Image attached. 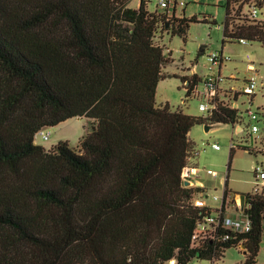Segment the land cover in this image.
Listing matches in <instances>:
<instances>
[{
  "label": "trees",
  "instance_id": "16d2710c",
  "mask_svg": "<svg viewBox=\"0 0 264 264\" xmlns=\"http://www.w3.org/2000/svg\"><path fill=\"white\" fill-rule=\"evenodd\" d=\"M131 1L0 0V264H190L240 244L237 264L257 262L264 188L246 193L250 231L193 247L198 220L217 209L196 204L205 190L182 176L195 154L191 129L241 125L239 109L195 116L156 103L171 55L157 34L185 39L198 19ZM234 4L225 1L223 43L264 45V20ZM186 80L198 76L181 77L187 96ZM73 117L91 120L76 145L35 142Z\"/></svg>",
  "mask_w": 264,
  "mask_h": 264
},
{
  "label": "rangeland",
  "instance_id": "374dc122",
  "mask_svg": "<svg viewBox=\"0 0 264 264\" xmlns=\"http://www.w3.org/2000/svg\"><path fill=\"white\" fill-rule=\"evenodd\" d=\"M138 3L139 0H132L131 6L136 7ZM238 5L239 2L236 1L235 8ZM148 9L155 11V3H148ZM183 11L178 10V14H184L186 17L195 15L198 19L191 23L185 39L166 31L157 34L156 39L165 47L166 56H169V51L171 52L169 63L164 68L167 76L159 82L157 87L156 103L158 105L169 103L173 109L181 108L191 115L208 116V113L200 111L197 99L186 98L181 77L183 75L191 77L194 65H197V74L203 77L209 71L207 55L212 51L223 52L231 57V61L221 69V75L225 77L222 83L224 87H241L243 80L250 76L247 70L250 62H253L259 71L261 85L256 89V93L251 99L245 95L240 99L243 130H238L237 124H218L206 130V123H202L196 124L190 131L195 152L192 162L200 169L197 175L205 187V193L196 194L195 197L198 198L194 197V202L211 207L219 206L227 189V197L231 203H235L237 197L240 201L238 196L240 193L246 194L254 190L257 181L256 167L264 161V45L259 41L244 43L232 40L223 43L225 1L188 0ZM247 11V7L244 6L241 14L247 15ZM257 19L264 20V4L258 5ZM203 45L205 50L202 52L200 48ZM248 109L259 112L257 121L250 120L246 112ZM90 122L91 120L86 117H73L57 126L45 128L46 132H51L48 140L42 139L41 136L35 137L38 142L47 146L57 144L59 139H68L72 145H76L85 133V126ZM253 124L259 127L256 133L251 130ZM214 143L220 148H214ZM233 144L235 146L231 156ZM206 169L217 172V175L208 174ZM214 196L220 199L215 200ZM244 260L243 249L231 247L216 261V264H237ZM190 264H211V262L194 259ZM256 264H264V240L261 243Z\"/></svg>",
  "mask_w": 264,
  "mask_h": 264
},
{
  "label": "built area",
  "instance_id": "2783aa9c",
  "mask_svg": "<svg viewBox=\"0 0 264 264\" xmlns=\"http://www.w3.org/2000/svg\"><path fill=\"white\" fill-rule=\"evenodd\" d=\"M147 3H155L156 9L152 12L162 13L167 18L177 17L180 18L183 14H178V10L183 11L186 7L188 0H145ZM227 1V0H219ZM233 1V0H230ZM239 3H245L247 7V15L251 18L257 19L258 14V3L257 0H234ZM245 13V11H244ZM242 42H247L242 40ZM161 43V42H160ZM209 70L203 77H201L195 84L188 86L190 81L186 80L184 86L187 88L188 94L186 98H195L199 101V109L202 112L211 115L220 107H228L239 109L240 115L243 111L240 106V99L242 96H247L250 99L256 93V89L261 85L259 81V71L253 62L248 64V70L250 76L243 80V85L241 87L230 86L224 87L222 83L225 81V77L221 75L220 69L223 64L231 61L229 55L223 52L212 51L207 55ZM247 114L251 121H257L259 118V112L248 109ZM253 133L259 131V127L256 124L251 126ZM50 132H46L44 129L37 132L36 136H41L42 139L48 140ZM234 145V144H233ZM213 147L219 149L220 146L216 143ZM200 169L195 165H190L186 167L183 171L184 184L188 187H195L196 182L193 176L199 173ZM206 172L210 175L216 176L217 172L211 169H206ZM256 186L252 192L249 193H260L264 188V161L258 164L256 167ZM215 200L220 199L218 196L213 197ZM236 198V202L230 201L228 197L221 198V204L217 207L216 211L204 215L200 220H198L196 227L192 235V246L197 247L202 241H207L209 239L216 240H226L229 238L230 233H247L252 228V219L249 213L245 212V209L249 207V203L244 209L240 206V201ZM221 229H225L227 232H220ZM238 249H243L245 251V245L240 244ZM211 264H216L215 259L209 260ZM169 264H177L175 258L168 261Z\"/></svg>",
  "mask_w": 264,
  "mask_h": 264
},
{
  "label": "crops",
  "instance_id": "0c3cea01",
  "mask_svg": "<svg viewBox=\"0 0 264 264\" xmlns=\"http://www.w3.org/2000/svg\"><path fill=\"white\" fill-rule=\"evenodd\" d=\"M195 1H200V0H195ZM132 2V1H131ZM131 2H130V6H131ZM139 4H140V0H139V3H138V5L136 6V7H133V8H138V6H139ZM148 4V3H147ZM132 7V6H131ZM184 12V11H183ZM184 15V14H183ZM254 64V63H253ZM226 65V63L225 64H223V66H225ZM222 66V67H223ZM166 67V66H165ZM222 67H221V69H222ZM221 69H220V72H221ZM247 70H248V66H247ZM197 65H194L193 66V68H192V73L193 74H196L197 76H198V80L201 78V76H199L198 74H197ZM249 71V70H248ZM192 74V75H193ZM182 77H187V78H190V76L189 75H183ZM239 125V124H238ZM214 126V125H213ZM240 127H241V129H242V125H239ZM239 126H237L238 127V130H239ZM212 128V127H211ZM45 130V129H44ZM243 130V129H242ZM48 132H50V131H48ZM51 133V132H50ZM62 139H59V141H61ZM65 140H68V139H65ZM69 141V140H68ZM35 142L36 143H38V144H41V145H43V146H45L46 148H50L51 146H53L54 144H52V145H50V146H47V145H45V144H42V143H40V142H38V140L36 139V137H35ZM193 160V159H192ZM192 160L190 161V165H194L193 164V162H192ZM200 177H199V175H196V176H193V179H194V181L196 182V186H199V187H201V188H203L204 190H205V187L202 185V182H201V180L199 179ZM205 193V191L204 192H201V193H199V195H202V194H204ZM239 196V195H238ZM196 198H198V197H195V199ZM197 203H199L197 200H195ZM199 204H202V203H199ZM202 205H204V204H202ZM220 206V205H219ZM219 206H213V207H215V208H217V207H219ZM243 253H244V255L246 254L245 253V251H243ZM217 261V260H216ZM216 261H215V263H216Z\"/></svg>",
  "mask_w": 264,
  "mask_h": 264
},
{
  "label": "water",
  "instance_id": "95a60500",
  "mask_svg": "<svg viewBox=\"0 0 264 264\" xmlns=\"http://www.w3.org/2000/svg\"><path fill=\"white\" fill-rule=\"evenodd\" d=\"M211 20H213V18H210ZM205 50V45L201 46L200 51H204ZM211 127H213V125H207L206 124V130H209ZM239 129H241V127L239 126ZM187 184V182L185 183ZM239 198H240V206L242 209L245 208V206L247 205V197L246 194L240 193L239 194Z\"/></svg>",
  "mask_w": 264,
  "mask_h": 264
}]
</instances>
